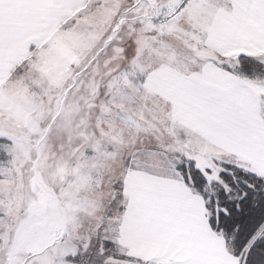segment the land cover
Returning <instances> with one entry per match:
<instances>
[{
    "label": "snow or ice",
    "instance_id": "snow-or-ice-1",
    "mask_svg": "<svg viewBox=\"0 0 264 264\" xmlns=\"http://www.w3.org/2000/svg\"><path fill=\"white\" fill-rule=\"evenodd\" d=\"M0 264H264V0H0Z\"/></svg>",
    "mask_w": 264,
    "mask_h": 264
}]
</instances>
